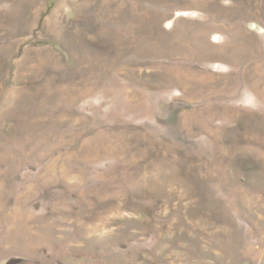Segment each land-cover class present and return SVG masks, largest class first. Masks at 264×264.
<instances>
[{"label":"rangeland","instance_id":"obj_1","mask_svg":"<svg viewBox=\"0 0 264 264\" xmlns=\"http://www.w3.org/2000/svg\"><path fill=\"white\" fill-rule=\"evenodd\" d=\"M0 264H264V0H0Z\"/></svg>","mask_w":264,"mask_h":264}]
</instances>
